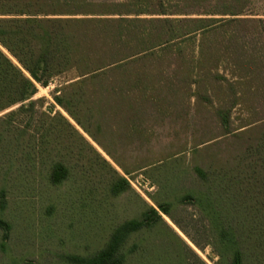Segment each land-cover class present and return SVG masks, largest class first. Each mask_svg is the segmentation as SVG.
Masks as SVG:
<instances>
[{"label": "trees", "instance_id": "obj_1", "mask_svg": "<svg viewBox=\"0 0 264 264\" xmlns=\"http://www.w3.org/2000/svg\"><path fill=\"white\" fill-rule=\"evenodd\" d=\"M187 1L191 11L178 13H169L164 6L147 11L140 2L131 5L133 9L127 2L106 13L79 14L57 9L60 0H0V17H10L0 18V46L20 66L0 48V114L21 105L0 118V144L9 138L7 145H0V170L6 165L2 157L8 156L7 163H12L14 156L9 152L20 150L34 165L37 157L43 165L51 164L49 181L57 185L69 175L63 161L53 162V153L65 136H80L93 150L64 116L38 114L36 103L30 101L37 85L45 86L61 74L75 71L77 78L59 92L57 104L98 145L81 117L82 110L89 118L92 115L94 109L86 107L90 102L126 108L132 112L130 127L139 132L145 104L162 111L165 104L183 101L182 94L190 93V104L193 99L217 103L223 137L241 142L240 150L226 163L216 156L208 168L195 169L201 189L194 200L202 222L210 225L209 245L219 258L217 264H264V22L237 19L243 12L241 0ZM76 15L100 18H57ZM240 23L252 24L253 31L248 35L229 32ZM186 43L194 47L188 54ZM163 56L175 57V64L152 66ZM149 61L151 67L142 66L135 76L126 74L130 66ZM224 62L231 78L221 74ZM238 107L256 119L233 129V110ZM19 119L28 126L34 124V134L15 127ZM125 185L127 181L120 177L113 190L118 193ZM157 206L174 221L163 205ZM162 222L158 211L150 207L142 220L123 225L104 250L82 259L81 264H125L121 249L126 234L154 230ZM174 237L186 252H192ZM192 256L197 264H205L193 252Z\"/></svg>", "mask_w": 264, "mask_h": 264}, {"label": "rangeland", "instance_id": "obj_2", "mask_svg": "<svg viewBox=\"0 0 264 264\" xmlns=\"http://www.w3.org/2000/svg\"><path fill=\"white\" fill-rule=\"evenodd\" d=\"M127 2L130 6L140 2L141 9L147 11L161 10V6L169 13L191 11L187 0H60L61 6L57 9L79 14L87 11L106 13ZM240 3L243 12L237 19L264 22V0H241ZM221 7L222 4H218L216 9ZM228 29L230 33L236 30L241 35L253 31L250 23H240ZM183 47L187 54L194 48L188 43ZM0 48L19 66L5 49ZM175 62V57L163 56L155 63L132 65L126 74L135 76L141 72L142 66L151 67V63L163 68ZM221 74L231 78V69L226 62L222 64ZM76 78L77 73L69 71L45 86L37 85V93L30 101L36 103L38 114L53 117L60 113L64 116L93 150L80 136H65L53 153V162L63 161L69 175L57 185L49 181L51 164L43 165L38 157L35 165L20 150L9 152L14 156L12 163H7L8 156L2 157L1 161L6 165L0 170V264H81L82 259L104 250L123 225L142 220L150 207L158 211L164 222L154 230L126 234L121 249L125 264H185L183 260L197 264L192 252L205 264H217L219 258L209 245L210 225L207 221L202 222L203 215L194 200L201 189L195 169L208 168L216 156L224 164L241 146L236 139L223 137L217 103L213 106L193 99L190 104V93H183L180 97L183 101L165 104L162 111H154L150 104H145L146 113L138 127L140 130L134 132L129 120L132 112L124 107H109L100 101L90 102L86 107L94 109L92 115L89 118L86 110H82L81 117L101 147L55 100L59 92ZM20 106L0 114V118L17 111ZM24 119L16 121L15 127L21 126L30 135L34 134L35 125L28 126ZM255 119L238 107L233 110V129ZM210 141L213 142L200 146ZM8 143L6 137L1 144ZM197 147L200 149L198 153ZM118 177L125 179L127 185L116 193L113 185L119 181ZM3 190L4 197L1 195ZM157 204L163 205L174 221L159 210ZM172 233L192 252H186ZM192 239L204 248L195 246Z\"/></svg>", "mask_w": 264, "mask_h": 264}]
</instances>
